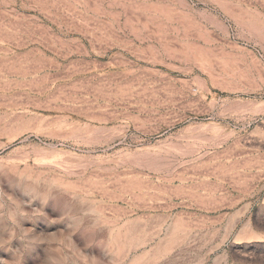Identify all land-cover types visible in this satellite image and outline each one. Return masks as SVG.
Returning a JSON list of instances; mask_svg holds the SVG:
<instances>
[{
	"label": "rangeland",
	"instance_id": "1",
	"mask_svg": "<svg viewBox=\"0 0 264 264\" xmlns=\"http://www.w3.org/2000/svg\"><path fill=\"white\" fill-rule=\"evenodd\" d=\"M0 264H264V0H0Z\"/></svg>",
	"mask_w": 264,
	"mask_h": 264
}]
</instances>
